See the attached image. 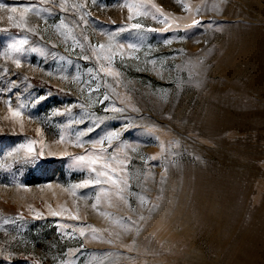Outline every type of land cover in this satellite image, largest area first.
I'll return each instance as SVG.
<instances>
[{"label": "rangeland", "instance_id": "rangeland-1", "mask_svg": "<svg viewBox=\"0 0 264 264\" xmlns=\"http://www.w3.org/2000/svg\"><path fill=\"white\" fill-rule=\"evenodd\" d=\"M0 4V264H264V0ZM112 34L125 48L98 61L90 44ZM110 132L121 136L95 143ZM109 175L128 179V205ZM138 195L159 208L124 233L115 221L148 215Z\"/></svg>", "mask_w": 264, "mask_h": 264}, {"label": "snow or ice", "instance_id": "snow-or-ice-1", "mask_svg": "<svg viewBox=\"0 0 264 264\" xmlns=\"http://www.w3.org/2000/svg\"><path fill=\"white\" fill-rule=\"evenodd\" d=\"M93 3L95 4L96 0H93ZM73 7L74 8H84L85 5H73ZM127 7H128V12L130 13V15L128 16V19L132 20L133 17L131 15V13L133 12V7L134 6L129 4ZM136 7H139V6H136ZM0 8H4V5L0 4ZM61 10H66V5H62V9ZM8 11H10L12 13H15V12H17V8L12 7L10 9H8ZM23 11H24V13H28V12H34L35 9L25 8ZM157 11H160V9H157ZM197 11H199V9H197ZM146 14L147 13H145V15ZM36 15L38 16L39 13L36 12ZM84 15H88V13H84L83 15H81V17H80L81 20H83ZM7 19H8L9 22H12L14 20V17L12 15H9L7 17ZM20 21H21L20 23H16V25H15L18 28H20L24 24H26L25 16L23 14L20 17ZM202 23H204V22L200 21V20L193 19L191 26L192 27H196V26H198V25H200ZM62 26H63V22H62ZM77 26H79V25H77ZM131 27L139 29V28H141V24L134 23V24L131 25ZM149 30H151V29H149ZM28 31H32V32L35 33L37 30L34 29V28H29ZM121 31H123V29H121ZM71 38L73 39V49H75V47H80L81 49L84 48V44L81 43L79 38L75 37L74 35H72ZM83 40L84 41H89V37L87 35H84L83 36ZM108 40H109V43H108L107 46L105 44H102V43L101 44H97V45H91L90 44V50L92 52V56H94L98 61H108L109 63H111L114 60L115 54H116L114 52V48L115 47H118L120 49L125 48V45L122 44V43H120L118 45L114 44L115 34L109 35ZM27 43H28L27 39H21V40H19L18 45H24V44H27ZM166 43L171 44L172 41L169 40V41H166ZM18 45L17 44H13L11 47H12V49L14 51H20L21 48ZM126 47L128 49L133 50V51H137L138 50V45L133 44V43H129ZM106 48L112 54L104 55V56L101 57L100 52L104 51ZM98 49L100 51H97ZM82 58L83 59H91L92 57L84 56ZM14 62L16 63L17 67H20V61L19 60H16ZM5 71H7V70H5ZM88 71H89L90 74L93 73V69H91V68ZM103 71H104L105 75H112V76H116V77H119V75H120L119 72L112 71L109 68H103ZM97 75H98V73H97ZM93 78H95V77H93ZM26 79H27V77H26ZM76 79H79V77H77ZM98 88H99V86H97V90H98ZM108 98L109 97L107 95H105L104 99L107 100ZM41 99H43V97ZM37 102H39V101H37ZM111 111L118 112V111H123V109L113 107L111 109ZM9 112L14 117H20L21 116L20 112H13L11 107H9ZM168 118L171 119V116H169ZM77 123H80V121H77ZM93 130H94L93 128H88V132H92ZM125 130H127V125L125 126ZM37 132L39 133V129H37ZM85 134L86 133H84V132H80L79 133V136L77 137V142H76V144L74 146L83 147V144L80 142V137L84 136ZM120 136H121V133H119V132H110L106 136L102 137L100 140L96 141L95 143H99V144L103 145L105 141H108L109 145H110L111 141L113 139H119ZM63 139H64V137L61 136V138H60L61 142H63ZM30 143H34V142H30ZM179 146H180V141L176 140V141L169 142L168 148L169 149L178 148ZM126 148H127V146H125V149ZM160 148H161L160 153H158L157 155H153L152 157H149L148 159L152 160V161H156V160H159L162 156H164L165 153H166V149H165V146H164L163 142L160 143ZM29 150H31V149H29ZM103 151H104V149L102 148L101 152H103ZM132 151L136 152L137 149L136 148H132ZM169 154L170 155H174V153H169ZM10 155H11V153H10ZM85 159H86V157L83 156V155L77 157V160H79V161H84ZM113 159H115V157H113ZM130 159H131L130 157H127V156L124 157L125 161H130ZM143 162L146 163L147 161L145 160ZM105 167L107 168L108 165H105ZM127 167H128V164L127 163H123L122 171H123V174L125 176H127V172H126ZM98 175L102 176V175H105V173L100 172V173H98ZM166 177H167V169H165L161 173L162 181L165 180ZM109 179H112L115 184H118L120 186V187L117 188L116 193H115L116 199L118 201H122L125 205H128L129 204L128 199L125 198L123 196V194H122L125 189H129V190L131 189V184L129 183L128 179L117 181V180H114V176L113 175H109ZM87 183L88 182L86 181L85 184H87ZM95 183L96 184H100V183H102V181L100 179H97L95 181ZM82 186H84V185H80V187H82ZM97 199L99 200L100 197L98 196ZM138 200H139V205H140L141 209L142 210H146L148 215L147 216L144 215L143 211H142L141 214H139L136 219H133L131 217H124V218H121V219L115 221L117 224H119V226L122 228L124 233L134 232L136 235H139L140 231L142 230V222L146 221L159 208L160 197H157L156 201L153 202V201H150L145 195H138ZM109 203H110L111 206H117L111 200L109 201ZM92 207L95 209V208H97V205L93 204ZM133 211H135V210H133ZM51 214L52 215H57V213H55V212H52ZM100 214L104 215V216H109L110 215L109 213H106V212H102ZM5 223H7V221H5ZM96 231L97 230L95 228H92V232L93 233H95ZM80 235L81 236H85L86 235L83 229L80 230ZM109 235H112V233H109ZM93 238L97 239V237H95V236ZM117 239H119V235L118 234H117ZM108 242L112 243L111 240H109ZM134 246H135V240H133L132 244L124 245V247L128 248L130 251L134 248Z\"/></svg>", "mask_w": 264, "mask_h": 264}]
</instances>
